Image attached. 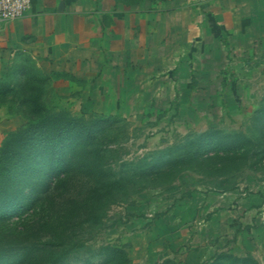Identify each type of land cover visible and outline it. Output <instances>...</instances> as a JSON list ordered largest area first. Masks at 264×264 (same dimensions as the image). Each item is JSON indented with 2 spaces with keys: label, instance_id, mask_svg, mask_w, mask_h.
Returning <instances> with one entry per match:
<instances>
[{
  "label": "rangeland",
  "instance_id": "rangeland-1",
  "mask_svg": "<svg viewBox=\"0 0 264 264\" xmlns=\"http://www.w3.org/2000/svg\"><path fill=\"white\" fill-rule=\"evenodd\" d=\"M256 11L234 27L209 17L188 44L177 30L176 46L141 56L130 48L126 63H112L123 71L104 78L22 51L2 67L0 84L20 94H0V148L28 124L25 96L38 95L45 110L109 124L106 147L116 151L103 160L120 157L127 178L100 187L82 168H51L53 148L38 149L34 167L12 163L8 191L23 207L0 195V264H49L71 230L83 232L81 249L53 264H264V9ZM110 191L120 199L100 200Z\"/></svg>",
  "mask_w": 264,
  "mask_h": 264
},
{
  "label": "crops",
  "instance_id": "crops-1",
  "mask_svg": "<svg viewBox=\"0 0 264 264\" xmlns=\"http://www.w3.org/2000/svg\"><path fill=\"white\" fill-rule=\"evenodd\" d=\"M258 8L264 9V0H30L21 18L0 23V69L22 51L36 61L69 64L84 77L104 78L107 71H123L112 63H126L130 48L141 56L148 48L176 46L177 30L179 43L188 44L209 17L234 27L241 24L238 15Z\"/></svg>",
  "mask_w": 264,
  "mask_h": 264
},
{
  "label": "trees",
  "instance_id": "trees-1",
  "mask_svg": "<svg viewBox=\"0 0 264 264\" xmlns=\"http://www.w3.org/2000/svg\"><path fill=\"white\" fill-rule=\"evenodd\" d=\"M11 92L10 88L0 84V94L4 95ZM18 94L20 93L12 92L13 96H17ZM37 96L38 95L34 96L33 94H30V96L27 94L25 96L24 101L32 103L30 114L27 117L28 124L25 125V127H20L17 131L9 133L0 148V195H4L9 199L11 208L20 210L23 207V202L11 197V192L8 191L10 188H8L6 180L12 163L24 160L26 165L29 164L32 167L36 166L38 154L41 153H37V151L40 148H43L42 150L44 151L52 150V148L53 150H57L55 153L56 156L53 155L50 159L52 163L51 168L54 165H60L59 168L71 171V173L76 168H82V172H84L89 180L96 186L101 187L112 180L113 184H117V186L123 185L124 187V184L121 183L127 178V176H124V167L127 163L121 161L118 156H115L113 162H110V164L103 160L107 157L105 154L116 151L106 147L107 142L114 141L112 138H109L111 135L110 131L105 132L109 124L96 126L93 124V120H91V115L84 117L71 115L65 111L53 112L45 110L44 107L36 103L38 99L36 98ZM37 116H40L42 119L35 118ZM107 119L108 118H105V121H107ZM97 138H99V142ZM11 144H14V146H11ZM29 147L34 150L27 151L26 149ZM9 152L10 154L7 155ZM26 152H35V157L33 158L36 159V161H31V157L24 158ZM4 155L7 156L4 157ZM116 167L118 168L117 171H115ZM61 169L60 172L62 171ZM64 179L66 178H62V181H65ZM60 183L61 179L59 181L58 178L53 181V186L57 188ZM90 193L91 192H89L87 196L85 195V197L88 199L91 198ZM107 195H110L109 199ZM107 195L103 193L98 194V196L101 197L100 200L105 197L104 199H106V201L103 202H114L120 199H116V194L114 192L112 193V191ZM96 208L97 207H95V209ZM90 215L91 217L95 216V211H91ZM82 233L79 235H83ZM79 235L75 233V230H71L67 238L68 240L65 241L64 248L49 261V264H53V262L67 257L77 249H81L84 241L81 240L83 236Z\"/></svg>",
  "mask_w": 264,
  "mask_h": 264
},
{
  "label": "built area",
  "instance_id": "built-area-1",
  "mask_svg": "<svg viewBox=\"0 0 264 264\" xmlns=\"http://www.w3.org/2000/svg\"><path fill=\"white\" fill-rule=\"evenodd\" d=\"M30 6V0H0V23L21 18Z\"/></svg>",
  "mask_w": 264,
  "mask_h": 264
}]
</instances>
